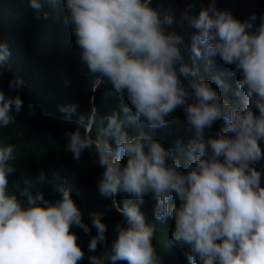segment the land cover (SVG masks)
Returning <instances> with one entry per match:
<instances>
[{"label": "clouds", "instance_id": "1", "mask_svg": "<svg viewBox=\"0 0 264 264\" xmlns=\"http://www.w3.org/2000/svg\"><path fill=\"white\" fill-rule=\"evenodd\" d=\"M240 1L247 3L204 2V7L202 1L196 14L187 4L177 18L154 0H49L61 5V23L74 37L77 58L91 81L90 107L77 114V127L64 132V150L72 160L85 150L95 157L93 164L101 169L96 192L122 216L108 245L110 264H160L154 228L138 208L147 195L155 199L156 221L172 219L169 244L183 251L188 264H264V15L257 16L264 5L248 6L246 18L235 8ZM27 3L35 12L42 9L39 0ZM174 23L194 30L187 44L183 34L170 30ZM202 56L203 74L214 76L217 85L222 82L208 72L209 57L233 66L239 77L236 101L223 99L216 83L214 89L199 75ZM8 57L0 42V74L10 68ZM21 85L19 77L7 81L10 90ZM108 86L127 104H121L119 114L98 117L91 94ZM22 106L18 94L0 91V129L15 122ZM177 107L193 133L183 146V170L179 156L143 130L164 127ZM57 108L65 119L76 113L75 104ZM27 112H33L31 103ZM217 120L224 126L210 134ZM22 135H16L20 144H32L21 141ZM12 143L0 140V264H77L84 254L69 229L88 234L89 226L70 189L51 182L57 197L51 203L39 191L29 194L28 180L22 194L9 189L7 177L16 171L10 163L16 151ZM175 144L180 151L181 142ZM40 175L37 183L44 180ZM118 193L124 197L120 201ZM173 196L177 203L170 204ZM102 216L87 215L95 229L89 252L105 245L108 225ZM88 261L104 264L103 257Z\"/></svg>", "mask_w": 264, "mask_h": 264}, {"label": "trees", "instance_id": "2", "mask_svg": "<svg viewBox=\"0 0 264 264\" xmlns=\"http://www.w3.org/2000/svg\"><path fill=\"white\" fill-rule=\"evenodd\" d=\"M203 1V2H202ZM154 0L161 7L171 8L178 18L179 12L187 4H193L192 13L196 14L202 5L199 2L226 4L235 0ZM42 5L40 12H35L28 6L27 0H0V42L5 43L9 57L6 61L10 65L9 70L0 74V91L6 95H19L23 106L19 113L15 114V122L4 129H0V140L16 146L14 159L10 162L16 171L8 175V187L12 190L24 192L26 185L24 180L32 183L29 194L35 195L39 191L44 199L50 203L57 197L50 191L51 182L61 183L70 189L71 198L82 213L83 221L89 226V233L84 234L79 227H70L69 231L75 234L76 243L83 252V258L77 264H89L88 257L96 256L104 258V264H110L107 259L108 245L114 238L113 227L122 221V216L109 207L108 201L101 198L96 192V182L101 169L93 164L95 157L85 150L78 160H72L71 153L64 150L66 143L65 131H71L77 127V114L87 112L90 96V78L77 58V49L74 37L70 34L60 20L62 8L59 2L51 4L49 0H39ZM236 10L241 13L250 12L248 6L260 8L264 0L240 1ZM205 4V3H204ZM207 4L204 5L206 7ZM220 7V6H219ZM47 12V18L43 13ZM264 15V11L258 13V18ZM251 13L248 16L249 18ZM170 30L176 34H183L185 43L194 30L178 27L175 23ZM203 57V56H202ZM204 58L197 61L199 75L205 80L203 74L206 61ZM212 61L214 58L212 57ZM221 65H225L220 61ZM189 67L191 63L189 62ZM232 67V66H231ZM232 82L237 77L229 71ZM19 77L22 85L19 89L10 90L7 87L9 78ZM184 79H190L185 77ZM212 86V82H211ZM213 87V86H212ZM216 89V86H214ZM111 93V94H109ZM93 96L92 106L96 108L97 116L101 117L116 111L119 114L121 104L126 101L111 92L110 86L97 89ZM226 98L229 102L235 101V96L230 93ZM33 105L32 114H28L27 105ZM75 104L76 113L69 119H65L63 113L58 111V105ZM223 120H217L211 126L209 133H215V128H222ZM149 132L154 139L159 140L165 148L172 150L174 156H179L180 162L186 160L183 146L193 135L189 126L185 123L182 109L177 107L167 117L164 127L155 130L143 129ZM18 134H23L21 141L31 142L30 145H22L18 141ZM181 142V150L177 151L175 142ZM34 144V145H33ZM24 151H27L24 154ZM32 152V154L30 153ZM124 159L121 158V163ZM32 172L31 175L28 173ZM21 173V175H15ZM43 173L44 180L37 183ZM43 187V188H42ZM42 188V191L39 189ZM19 194L18 197L21 196ZM123 194H117L115 199L120 201ZM135 201H133L134 203ZM170 204L177 203L173 196ZM155 199L151 195L143 198L139 204V211L143 214L146 224L154 228L152 243L160 264H188L183 251L170 245V231L173 221L170 217L163 222L156 221L153 216ZM89 212H102V222L108 225L105 232V245L99 243L94 251L89 252L87 243L90 236L95 235V229L88 223ZM115 264H126V261H116Z\"/></svg>", "mask_w": 264, "mask_h": 264}, {"label": "bare ground", "instance_id": "3", "mask_svg": "<svg viewBox=\"0 0 264 264\" xmlns=\"http://www.w3.org/2000/svg\"><path fill=\"white\" fill-rule=\"evenodd\" d=\"M243 17L244 16H248L250 14V12L246 11L245 13H241L239 12ZM193 32H191L192 34ZM203 58V57H202ZM201 58V59H202ZM209 58H212V57H209ZM214 58V57H213ZM200 60V59H199ZM212 61V59H211ZM205 62V61H204ZM213 63H211V65H209L208 67V70L211 71L216 77H218L220 79V81L222 82L220 85H217L216 81L213 79L214 76H210L209 79H206L209 81V83L211 84L212 82V86L214 88L215 86V83H216V86H217V92L220 94V96L225 99V96L229 95L230 93H234V91L236 89H234V85L231 84L232 82V78H231V75L229 73L230 69H232L231 66H227V65H221L220 63V60L219 59H216L214 58V61H212ZM199 66H201L202 63H197ZM239 77L237 76L235 79H233V82H235ZM227 86V88H225L224 86ZM242 91V90H241ZM238 98L235 96V101L237 100ZM227 100V98H226ZM228 101V100H227ZM255 109H253V112L255 114ZM219 130V129H217ZM215 130V132L217 131ZM260 143V142H258ZM263 146L264 147V143H260V147ZM183 164H184V161L181 162V170H183ZM16 195V194H15ZM19 196V195H17Z\"/></svg>", "mask_w": 264, "mask_h": 264}, {"label": "rangeland", "instance_id": "4", "mask_svg": "<svg viewBox=\"0 0 264 264\" xmlns=\"http://www.w3.org/2000/svg\"><path fill=\"white\" fill-rule=\"evenodd\" d=\"M208 72H209V70H208Z\"/></svg>", "mask_w": 264, "mask_h": 264}, {"label": "water", "instance_id": "5", "mask_svg": "<svg viewBox=\"0 0 264 264\" xmlns=\"http://www.w3.org/2000/svg\"><path fill=\"white\" fill-rule=\"evenodd\" d=\"M264 178V177H263Z\"/></svg>", "mask_w": 264, "mask_h": 264}]
</instances>
